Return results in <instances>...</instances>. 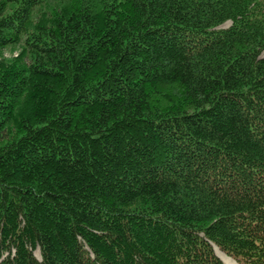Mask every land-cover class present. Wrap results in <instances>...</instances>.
<instances>
[{"label": "trees", "instance_id": "obj_1", "mask_svg": "<svg viewBox=\"0 0 264 264\" xmlns=\"http://www.w3.org/2000/svg\"><path fill=\"white\" fill-rule=\"evenodd\" d=\"M213 244L264 264V0H0V264Z\"/></svg>", "mask_w": 264, "mask_h": 264}, {"label": "rangeland", "instance_id": "obj_2", "mask_svg": "<svg viewBox=\"0 0 264 264\" xmlns=\"http://www.w3.org/2000/svg\"><path fill=\"white\" fill-rule=\"evenodd\" d=\"M231 21H228V22H226V23H224L223 25H222V27H229V26H231ZM21 50H22V46L20 45V46H17V47H14V48H8V49H5V51H4V58L5 59H7V60H9V59H11V58H13V57H15V56H17L20 52H21ZM28 58H30L29 56H27ZM28 61L30 60V59H27ZM221 251V250H220ZM222 252V251H221ZM35 254L37 255V257H39L40 258V252H39V250L37 249V250H35ZM225 254V253H224ZM226 255V254H225ZM229 257V256H228ZM231 258V257H230ZM235 261V260H234ZM236 262V261H235ZM237 263V262H236ZM230 264H233V263H230ZM238 264V263H237Z\"/></svg>", "mask_w": 264, "mask_h": 264}, {"label": "bare ground", "instance_id": "obj_3", "mask_svg": "<svg viewBox=\"0 0 264 264\" xmlns=\"http://www.w3.org/2000/svg\"><path fill=\"white\" fill-rule=\"evenodd\" d=\"M215 250H216L217 254L223 259L225 264H230V263L237 264L234 261V259L229 258L223 252H221L220 249L217 246H215Z\"/></svg>", "mask_w": 264, "mask_h": 264}]
</instances>
